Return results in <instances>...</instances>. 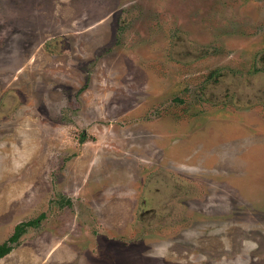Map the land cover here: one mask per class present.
Returning <instances> with one entry per match:
<instances>
[{
	"label": "rangeland",
	"instance_id": "rangeland-1",
	"mask_svg": "<svg viewBox=\"0 0 264 264\" xmlns=\"http://www.w3.org/2000/svg\"><path fill=\"white\" fill-rule=\"evenodd\" d=\"M37 218L0 264H264V0H0V244Z\"/></svg>",
	"mask_w": 264,
	"mask_h": 264
},
{
	"label": "trees",
	"instance_id": "trees-1",
	"mask_svg": "<svg viewBox=\"0 0 264 264\" xmlns=\"http://www.w3.org/2000/svg\"><path fill=\"white\" fill-rule=\"evenodd\" d=\"M38 222L39 221L37 218L33 220L20 222L19 224H17L14 227L11 236L6 241L0 244V259L10 252V250L12 249V245L10 244L17 242V240L25 232L27 227H35L38 224Z\"/></svg>",
	"mask_w": 264,
	"mask_h": 264
}]
</instances>
